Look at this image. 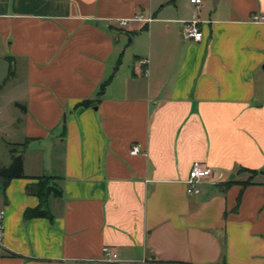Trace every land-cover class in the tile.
<instances>
[{"label": "crops", "instance_id": "0c3cea01", "mask_svg": "<svg viewBox=\"0 0 264 264\" xmlns=\"http://www.w3.org/2000/svg\"><path fill=\"white\" fill-rule=\"evenodd\" d=\"M191 1L0 0V170L18 149L25 175L0 181V264H264V0ZM40 177L61 194L27 220Z\"/></svg>", "mask_w": 264, "mask_h": 264}, {"label": "built area", "instance_id": "2783aa9c", "mask_svg": "<svg viewBox=\"0 0 264 264\" xmlns=\"http://www.w3.org/2000/svg\"><path fill=\"white\" fill-rule=\"evenodd\" d=\"M191 3L196 5L198 8L202 5L201 0H192ZM132 21L137 22H153L152 18L146 19L144 17H136L132 20H118V23L122 27H127ZM252 21L255 23L264 22L263 16L255 15L252 18ZM202 22L198 19L188 22L184 31V39L193 40L194 42H201L203 39L202 32ZM148 64L149 60H142L139 62V68H145V75L148 76ZM142 153L141 146H134L131 154L136 156ZM213 177V171L211 168L207 167L205 164L201 162H195L190 170L189 178L186 181L187 186V195L195 196L201 193L202 184L208 179ZM5 212L4 210L0 211V254L5 248ZM103 260L108 263H114L118 261V254L111 247H105L103 249Z\"/></svg>", "mask_w": 264, "mask_h": 264}, {"label": "trees", "instance_id": "16d2710c", "mask_svg": "<svg viewBox=\"0 0 264 264\" xmlns=\"http://www.w3.org/2000/svg\"><path fill=\"white\" fill-rule=\"evenodd\" d=\"M84 106H89L86 102ZM24 156L22 151L15 149L12 151V163L9 167L0 170V181L2 188H5L14 179L24 178ZM57 179L52 177H40L38 183L30 185L27 189L28 194L37 197L40 200V205L36 209L27 210L25 219L50 218L48 208V200L51 196L59 197L61 192L56 184Z\"/></svg>", "mask_w": 264, "mask_h": 264}, {"label": "rangeland", "instance_id": "374dc122", "mask_svg": "<svg viewBox=\"0 0 264 264\" xmlns=\"http://www.w3.org/2000/svg\"><path fill=\"white\" fill-rule=\"evenodd\" d=\"M183 3H186L190 0H182ZM203 2V6L204 9L201 12V19L202 20H208L210 19V17H216L217 12L214 9L213 6V0H201ZM257 87H258V97L263 100L264 99V74L262 75V73L257 77ZM6 160H11V156H7ZM11 164V163H10ZM9 164V165H10ZM262 171H260L259 173H261Z\"/></svg>", "mask_w": 264, "mask_h": 264}, {"label": "water", "instance_id": "95a60500", "mask_svg": "<svg viewBox=\"0 0 264 264\" xmlns=\"http://www.w3.org/2000/svg\"><path fill=\"white\" fill-rule=\"evenodd\" d=\"M219 3H220V0H213V6L215 10H217ZM263 70H264V67H263Z\"/></svg>", "mask_w": 264, "mask_h": 264}]
</instances>
